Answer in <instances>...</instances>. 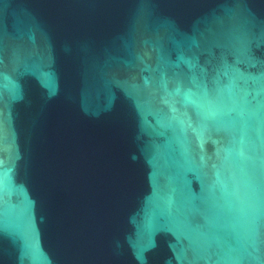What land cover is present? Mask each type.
<instances>
[{
	"label": "water",
	"instance_id": "obj_1",
	"mask_svg": "<svg viewBox=\"0 0 264 264\" xmlns=\"http://www.w3.org/2000/svg\"><path fill=\"white\" fill-rule=\"evenodd\" d=\"M0 264H264V0H0Z\"/></svg>",
	"mask_w": 264,
	"mask_h": 264
}]
</instances>
